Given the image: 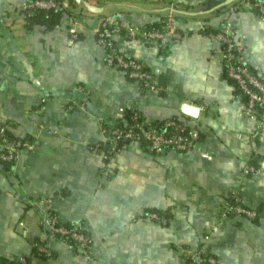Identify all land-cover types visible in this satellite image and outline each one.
Returning <instances> with one entry per match:
<instances>
[{
  "label": "crops",
  "instance_id": "0c3cea01",
  "mask_svg": "<svg viewBox=\"0 0 264 264\" xmlns=\"http://www.w3.org/2000/svg\"><path fill=\"white\" fill-rule=\"evenodd\" d=\"M28 1L0 0V123L36 142L14 161L0 158V260L184 264L183 250L213 231L218 264H264V123L244 115L214 35L230 18L245 35L250 67L264 78V19L250 7L215 12L204 0H61L66 12L56 26L27 28ZM169 11L177 41L117 37L152 71L154 87L105 63L96 36L102 17L142 27ZM133 107L145 120L196 116L201 137L189 150L159 154L129 142L105 159L103 127ZM246 163L255 172H245ZM232 190L257 209L254 220L221 213ZM48 196L62 222L83 224L87 252L45 221ZM148 210L165 216L146 217Z\"/></svg>",
  "mask_w": 264,
  "mask_h": 264
},
{
  "label": "built area",
  "instance_id": "2783aa9c",
  "mask_svg": "<svg viewBox=\"0 0 264 264\" xmlns=\"http://www.w3.org/2000/svg\"><path fill=\"white\" fill-rule=\"evenodd\" d=\"M33 4L44 7L55 5L53 0H35L34 3H27L25 7ZM230 10L239 7H250L257 9L264 19V0H233L229 2ZM161 25L157 28L137 27L124 24L120 20H110L102 17L96 28L97 41L104 50L105 63L123 71L132 80L142 81L148 86L154 87L155 81L152 71L143 61L125 53L123 48L117 44V37L124 36L131 39H140L149 43L158 42L167 45L171 40L177 41L180 33L174 24L172 12H167L161 19ZM73 37L76 31L70 28ZM214 35L220 42V54L224 65L226 76L234 83L237 94L244 97V115L257 121L259 127L264 123V79L253 70L246 59L245 35L232 22L230 18H225ZM77 89H83L82 85H77ZM73 104L70 103L69 108ZM124 111L119 116V120L103 127V140L98 144L103 149V157L109 158L113 153L121 149L125 142L143 143L152 153L159 154L167 148L177 150H189L201 137V129L196 120V116L186 114L167 117L159 122L145 120L140 111L133 107L125 117ZM257 129L254 133H257ZM36 142L27 137L10 136L4 123H0V158L4 161H14L19 157L22 149H33ZM256 166L246 163L243 170L253 173ZM105 171L112 172L109 167ZM41 207L45 213V221L50 225L53 232L60 235H68L75 241L80 252H87L91 246V237L80 221L64 224L56 213L51 212V197L41 199ZM221 213L223 215H239L249 219H255L258 211L254 207L247 206L241 196L232 190L222 202ZM146 217L163 219L165 215L148 210L144 213ZM213 231L205 233L199 246L193 250L185 248L183 250L184 264H218V259L213 254H208L205 258L201 254L211 252L210 239ZM39 250L47 251L43 246ZM10 264H28L20 257Z\"/></svg>",
  "mask_w": 264,
  "mask_h": 264
},
{
  "label": "trees",
  "instance_id": "16d2710c",
  "mask_svg": "<svg viewBox=\"0 0 264 264\" xmlns=\"http://www.w3.org/2000/svg\"><path fill=\"white\" fill-rule=\"evenodd\" d=\"M34 1L35 0H29L28 3H34ZM53 1H55V5L50 6V7H44V6L35 5V4H33L30 7H27V6L24 7L23 12H24L25 20H26V27L31 28L34 24H43L46 28H53L54 26H56L60 22V20L63 18V15L66 12V8L63 7L61 0H53ZM221 1H223V0H204V2H206V4H207L206 7L214 9L215 12H219V11H223V10L228 9L227 4L213 8L214 6H216ZM253 10L260 15V13L257 9H253ZM160 25H161V22H160V20H158L155 23L146 24V25H144V27L157 28V27H160ZM261 78L264 79L263 77H261ZM130 111H131V108H126L124 110L123 115L125 117H128ZM118 120H119V118H117L114 122H116ZM154 121L159 122L160 120H154ZM8 134L10 136H13L9 132H8ZM128 143L129 142L123 143L121 145V148L126 146ZM51 212L53 213L54 211L51 209ZM157 212H160V211H157ZM46 219H48V217ZM63 223L69 224V222H63ZM54 233L58 237H62V238L67 239L70 243H72L75 246V248H77L75 241L73 239H71L68 235H60L57 232H54ZM34 252H36V250H34ZM208 254L215 255L211 251V252H206L205 254H201L200 256L205 258ZM22 257L27 261L28 264H31L26 256H22ZM12 261L13 260H7V261H1L0 260V264H10Z\"/></svg>",
  "mask_w": 264,
  "mask_h": 264
},
{
  "label": "water",
  "instance_id": "95a60500",
  "mask_svg": "<svg viewBox=\"0 0 264 264\" xmlns=\"http://www.w3.org/2000/svg\"><path fill=\"white\" fill-rule=\"evenodd\" d=\"M231 1H233V0H223L220 3H218L216 6H214L213 8L228 4ZM84 3L86 5V7L88 9H90V10H93V11H100L101 10V7L95 6V5L91 4V3H89L88 1H84ZM183 110H188L187 104L185 105V107H183Z\"/></svg>",
  "mask_w": 264,
  "mask_h": 264
}]
</instances>
